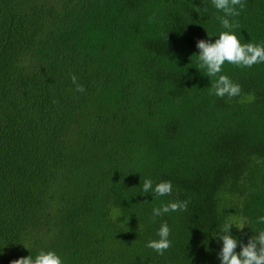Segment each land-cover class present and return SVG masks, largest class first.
<instances>
[{
    "label": "trees",
    "instance_id": "1",
    "mask_svg": "<svg viewBox=\"0 0 264 264\" xmlns=\"http://www.w3.org/2000/svg\"><path fill=\"white\" fill-rule=\"evenodd\" d=\"M230 22L264 45V0ZM211 0H0V264H220L226 223L264 231V62L223 65L212 92L198 40L227 31ZM84 87L77 92L70 77ZM259 161V162H257ZM172 184L171 195L143 193ZM188 201L152 220L153 208ZM170 229L162 255L146 247Z\"/></svg>",
    "mask_w": 264,
    "mask_h": 264
},
{
    "label": "clouds",
    "instance_id": "2",
    "mask_svg": "<svg viewBox=\"0 0 264 264\" xmlns=\"http://www.w3.org/2000/svg\"><path fill=\"white\" fill-rule=\"evenodd\" d=\"M212 5L224 15L218 17L222 26L227 31L219 34L215 42L208 40H198L196 47L199 49L198 60L199 67L205 68L208 77H215L212 84V92L217 97H235L241 92V86L234 83L227 75L221 74L223 65L227 62L236 66L252 67L257 63L264 62V45L240 42V39L232 31L239 27L238 23L230 22L229 17L239 16L237 9H243L245 4L243 0H211ZM75 90L83 92V85L77 82V77H70ZM259 162V161H257ZM143 193L153 192L156 196H166L172 193V184L170 181H162L153 187L150 179H145L142 186ZM188 201H174L153 208L152 220L155 222L157 217L166 213L187 210ZM258 222H264V217H260ZM235 226L237 229H243L246 222L239 225L226 223L217 234L222 240V248L218 253L220 264H264V231H258V235L252 237L248 243L240 245V251L237 253L238 240L229 234L230 228ZM157 235L159 239L148 241L146 247L153 249L157 254H163L171 247L169 240L170 229L167 223L161 224ZM10 264H63L62 259L54 251L41 250L35 258L31 255L21 257L10 261Z\"/></svg>",
    "mask_w": 264,
    "mask_h": 264
}]
</instances>
